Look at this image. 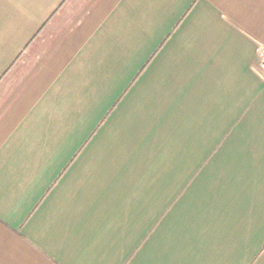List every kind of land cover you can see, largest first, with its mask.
Listing matches in <instances>:
<instances>
[{
	"label": "crops",
	"instance_id": "0c3cea01",
	"mask_svg": "<svg viewBox=\"0 0 264 264\" xmlns=\"http://www.w3.org/2000/svg\"><path fill=\"white\" fill-rule=\"evenodd\" d=\"M264 0H0V264H264Z\"/></svg>",
	"mask_w": 264,
	"mask_h": 264
},
{
	"label": "built area",
	"instance_id": "2783aa9c",
	"mask_svg": "<svg viewBox=\"0 0 264 264\" xmlns=\"http://www.w3.org/2000/svg\"><path fill=\"white\" fill-rule=\"evenodd\" d=\"M258 65L261 70V75L264 78V45L261 44L258 47Z\"/></svg>",
	"mask_w": 264,
	"mask_h": 264
},
{
	"label": "rangeland",
	"instance_id": "374dc122",
	"mask_svg": "<svg viewBox=\"0 0 264 264\" xmlns=\"http://www.w3.org/2000/svg\"><path fill=\"white\" fill-rule=\"evenodd\" d=\"M261 71V70H260ZM261 73V72H260ZM262 76V75H261Z\"/></svg>",
	"mask_w": 264,
	"mask_h": 264
}]
</instances>
